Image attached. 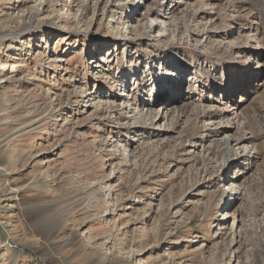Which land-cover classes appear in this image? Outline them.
Instances as JSON below:
<instances>
[{
	"label": "rangeland",
	"instance_id": "rangeland-1",
	"mask_svg": "<svg viewBox=\"0 0 264 264\" xmlns=\"http://www.w3.org/2000/svg\"><path fill=\"white\" fill-rule=\"evenodd\" d=\"M259 84L264 0H0V264H264Z\"/></svg>",
	"mask_w": 264,
	"mask_h": 264
},
{
	"label": "bare ground",
	"instance_id": "bare-ground-1",
	"mask_svg": "<svg viewBox=\"0 0 264 264\" xmlns=\"http://www.w3.org/2000/svg\"><path fill=\"white\" fill-rule=\"evenodd\" d=\"M40 7H41V5H39V7H38V11H40L41 9H40ZM36 13H38V12H36ZM247 70V69H246ZM236 73H239L238 71H236ZM245 74V76H244V79H246V76H249L250 74L247 72V73H244ZM238 77H240L239 75H238ZM248 79H249V77H248ZM248 79H246V80H248ZM251 79H253L252 81H254V82H256V80H257V77H254L253 76V74H252V76H251ZM245 80V81H246ZM250 80V79H249ZM170 85V84H169ZM257 86H260V88H258V87H254V86H252L251 87V89L250 90H246V91H243V92H245L246 94H250V93H252L251 95H252V98L254 97H256L258 94H259V91H261L262 90V88H264V86L263 85H261V84H259V85H257ZM264 90V89H263ZM237 91H239V90H237ZM241 92V91H240ZM222 94H227V93H222ZM262 99V98H261ZM263 101H259V103H261V105H260V108H259V110H257V111H255L254 113H255V115H253L252 114V116H251V119H247L245 122L247 123V124H250V125H252L253 126V128L254 129H256L257 130V132H256V130L254 131H252L251 132V134H250V137L249 138H247L245 135H243V136H233V137H230L229 139H225V140H227V141H225L226 143H225V145H226V149L228 150V152H229V150H230V148H231V146H232V143L233 144H235V145H240L242 142H245V141H247V140H250L251 142L253 141V142H257L258 140L260 141V140H262L263 139V137H264V99H262ZM259 105V104H258ZM249 111H250V109H249ZM253 112V111H252ZM251 112V113H252ZM259 116H262L263 118H259ZM246 119V118H245ZM225 124V123H224ZM223 126V125H222ZM248 126V125H247ZM223 127H225V128H230L229 127V125H225V126H223ZM252 128V127H251ZM220 132V131H219ZM256 145V144H255ZM263 145V144H262ZM230 146V147H229ZM258 147V146H257ZM263 150H264V145H263ZM254 154H252V156H251V152H248V154H245V155H243V157L242 158H244V159H247V158H249V157H256V155H258L259 153H257V151L255 150L254 152H253ZM261 154V153H260ZM234 191H235V193H234V195L235 196H237L238 195V191H236V189H234ZM233 196V195H232Z\"/></svg>",
	"mask_w": 264,
	"mask_h": 264
}]
</instances>
